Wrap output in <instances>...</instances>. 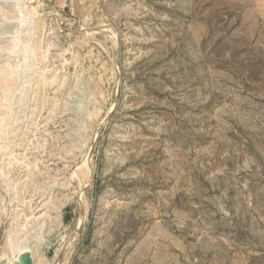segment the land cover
<instances>
[{
  "label": "rangeland",
  "instance_id": "1",
  "mask_svg": "<svg viewBox=\"0 0 264 264\" xmlns=\"http://www.w3.org/2000/svg\"><path fill=\"white\" fill-rule=\"evenodd\" d=\"M26 239L264 264V0H0V257Z\"/></svg>",
  "mask_w": 264,
  "mask_h": 264
},
{
  "label": "bare ground",
  "instance_id": "2",
  "mask_svg": "<svg viewBox=\"0 0 264 264\" xmlns=\"http://www.w3.org/2000/svg\"><path fill=\"white\" fill-rule=\"evenodd\" d=\"M30 241L28 239L22 241L21 245L19 248L15 247L10 241H7L5 244V251L9 254L8 256H2L1 258H6V260L8 261V263H13L14 261H16L18 255H20V253H22L25 250H30ZM17 253V254H16Z\"/></svg>",
  "mask_w": 264,
  "mask_h": 264
},
{
  "label": "water",
  "instance_id": "3",
  "mask_svg": "<svg viewBox=\"0 0 264 264\" xmlns=\"http://www.w3.org/2000/svg\"><path fill=\"white\" fill-rule=\"evenodd\" d=\"M0 264H33L32 253L29 250L23 251L13 263H8L6 258H1Z\"/></svg>",
  "mask_w": 264,
  "mask_h": 264
}]
</instances>
